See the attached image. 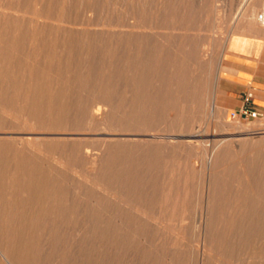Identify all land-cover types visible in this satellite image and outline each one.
Returning a JSON list of instances; mask_svg holds the SVG:
<instances>
[{"label": "rangeland", "instance_id": "374dc122", "mask_svg": "<svg viewBox=\"0 0 264 264\" xmlns=\"http://www.w3.org/2000/svg\"><path fill=\"white\" fill-rule=\"evenodd\" d=\"M253 6L257 14L264 12V0H0V110L11 111H0V221L6 217L11 227L21 220L13 236L24 246L27 261L70 263L76 250L72 253L68 242L78 238L62 223L76 220L79 211L89 219L118 223L104 235V261L110 260L105 264H264V106L250 98L247 107L233 109L236 100L222 88L224 72L233 68L227 59L233 48L256 51L252 43L258 40L264 59V36L243 20ZM40 10L61 20L66 16L60 23L65 28L31 19ZM131 22L136 30L121 34ZM45 83L49 93L39 90ZM96 101L109 111L104 121L92 117ZM25 135L40 141L43 151L30 149ZM88 148L99 153L97 178L125 202L86 183ZM18 160L22 172H13ZM209 172L210 184L203 185ZM18 173L24 184L13 198ZM173 230L186 233L183 242ZM204 241L211 254L207 261Z\"/></svg>", "mask_w": 264, "mask_h": 264}, {"label": "bare ground", "instance_id": "6f19581e", "mask_svg": "<svg viewBox=\"0 0 264 264\" xmlns=\"http://www.w3.org/2000/svg\"><path fill=\"white\" fill-rule=\"evenodd\" d=\"M40 1V0H39ZM161 2V1H160ZM64 4V3H63ZM61 6V5H60ZM252 6V5H251ZM48 7H52V6H48ZM63 7V6H62ZM159 7V6H158ZM45 8V7H44ZM88 8H89V6H88ZM50 9V8H49ZM38 10V9H37ZM51 10V9H50ZM57 10H58V8H57ZM40 11H42L43 13H44V15H42L41 13H33L34 15H30V17L31 16H33L34 18H32L31 17V19H36L37 21H39L40 20V18H45V22H47V24H48V22L49 23H53V24H58V25H60V23H61V21L64 19V17H66V16H64V15H62V20H61V16H57V15H55V16H53L52 14H53V12H52V10H51V13L52 14H50L48 11H46V13L48 12V14H45V12L43 11V10H40ZM62 11V10H61ZM121 11V10H120ZM122 11H123V9H122ZM136 11V10H135ZM258 8L255 6H253L251 9H249V11H247L246 13H245V15H244V21L248 24V25H250L256 32H258L259 34H261V35H263L264 36V12L262 13V14H257L258 12ZM34 12V11H33ZM57 12V11H56ZM55 11H54V13H56ZM58 13V12H57ZM59 13H60V11H59ZM120 13V12H119ZM122 13H124V12H122ZM63 14H64V11H63ZM121 14V13H120ZM128 14V13H127ZM130 14V13H129ZM25 15V14H24ZM58 15H60V14H58ZM66 15H67V13H66ZM69 15V14H68ZM71 15V14H70ZM119 15V14H118ZM124 15V14H123ZM135 15V14H134ZM64 16V17H63ZM68 17V16H67ZM72 18V21H70V23L71 22H73L74 20H73V17L74 16H71ZM88 17H90V16H88ZM126 17V16H125ZM75 18H76V16H75ZM127 18V17H126ZM131 18V17H130ZM136 18V17H135ZM87 19V18H86ZM113 19V18H112ZM44 20V19H43ZM120 20V19H119ZM128 20V18L126 19V21ZM134 20V22L136 23V21H135V19H133ZM138 20V19H137ZM64 21V20H63ZM62 21V22H63ZM67 21H69V18L67 19ZM76 21V20H75ZM78 21V20H77ZM76 21V22H77ZM118 21V20H117ZM125 21V20H124ZM125 21V22H126ZM131 21V20H130ZM129 21V22H130ZM10 22V21H9ZM8 22V23H9ZM32 22H34V21H32ZM36 22V21H35ZM44 22V21H43ZM79 22V21H78ZM82 22V21H81ZM119 22V21H118ZM118 22H117V24H118ZM123 22V21H122ZM122 22H120V23H122ZM134 22H131L129 25H127V27L126 26H124L125 28H127V29H120V33L122 34H126V33H128L130 36H131V34L136 30L135 29V27H136V24L134 23ZM66 23V22H65ZM34 24H36V23H34ZM53 24H52V28L54 29V27H53ZM62 24V23H61ZM64 24V23H63ZM67 24V23H66ZM92 25L93 24V22L92 23H88L87 25ZM96 24V23H95ZM98 24V23H97ZM124 24V23H123ZM137 24H138V22H137ZM7 25V24H6ZM11 25V24H10ZM46 25V24H45ZM71 25L73 26V24L71 23ZM77 25V24H76ZM78 25H80L79 23H78ZM83 25V24H82ZM86 25V26H87ZM31 27H30V30H31V28H32V25H30ZM34 26V25H33ZM42 26V25H41ZM47 26V25H46ZM55 26V25H54ZM61 27H62V25H60ZM72 26H70L69 28H71ZM86 26H85V28H86ZM117 26V25H116ZM48 27H49V25H48ZM64 28H65V26H63ZM62 27V28H63ZM79 27V26H78ZM83 27H84V25H83ZM28 28V27H27ZM37 28V27H36ZM40 28V27H39ZM43 28V27H42ZM41 28V29H42ZM56 28V27H55ZM58 28V27H57ZM66 28H67V26H66ZM69 28H68V30H69ZM74 28H75V26H74ZM73 28V29H74ZM80 28V27H79ZM116 28V27H115ZM118 28H119V26H118ZM137 28V27H136ZM21 29H22V27H21ZM34 29H35V27H34ZM34 29H32V31L34 30ZM41 29H40V31H41ZM47 29V28H46ZM45 28L43 29V30H46ZM73 29H70L71 31L73 30ZM77 29V28H76ZM18 30V29H17ZM35 30H37V29H35ZM55 30V29H54ZM62 30V29H61ZM117 30V29H116ZM29 31V30H28ZM32 31L30 32V33H32ZM38 31V30H37ZM47 31H49V30H47ZM47 31H45V32H43V34H45L46 35V32ZM53 31V30H52ZM58 31H60V30H58ZM57 31V32H58ZM64 31V30H63ZM66 31H67V29H66ZM75 31V30H74ZM86 31V30H85ZM228 31V30H227ZM235 31V30H234ZM2 32V31H1ZM7 32V31H6ZM25 32V31H24ZM39 32V31H38ZM37 32V33H38ZM42 32H40V33H42ZM76 32V31H75ZM74 32V33H75ZM81 32V31H80ZM146 32V31H145ZM26 33V32H25ZM53 33V32H52ZM73 33V34H74ZM230 33V32H229ZM234 33H237V31L236 32H234ZM233 33V34H234ZM13 34V33H12ZM33 34V33H32ZM48 34H49V32H48ZM58 35V38H59V33H57ZM73 34H71L70 33V35H73ZM79 34V33H78ZM116 34V33H115ZM119 34V33H118ZM124 34V35H125ZM136 34V33H135ZM241 34V33H240ZM27 35V34H26ZM39 35V34H38ZM68 35V34H67ZM75 35V34H74ZM230 35V34H229ZM239 35V34H238ZM242 35H245V34H242ZM10 36V35H9ZM8 36V37H9ZM33 36H36V31L34 32V34H33ZM44 36V35H43ZM43 36H37V38L39 37V38H41V37H43ZM47 36V35H46ZM49 36V35H48ZM78 36V35H77ZM102 36V35H101ZM117 36V35H116ZM19 37H20V34H19ZM67 37V36H66ZM72 37V36H71ZM70 37V38H71ZM119 37V36H118ZM117 37V38H118ZM121 37V36H120ZM124 37V36H123ZM133 37V36H132ZM132 37H129V38H132ZM148 37V36H147ZM230 37V36H229ZM228 37V38H229ZM11 38V37H10ZM28 38H30V37H28ZM39 38H38V40H39ZM48 38V37H47ZM57 37L54 39L55 41H56V39H58ZM75 38V37H74ZM126 37H124V39H125ZM128 38V39H129ZM19 39V38H18ZM48 39H51V38H48ZM47 39V40H48ZM71 39H73V38H71ZM76 39V38H75ZM85 39V38H84ZM121 39L123 40V38L121 37ZM37 40V41H38ZM42 40V39H41ZM54 40H53V42H54ZM69 40V39H68ZM119 40V39H118ZM127 40V39H126ZM51 41V40H50ZM70 41V40H69ZM76 41V40H75ZM6 42V41H5ZM32 42V41H31ZM34 42V41H33ZM39 42V41H38ZM71 42V41H70ZM7 43V42H6ZM49 43V42H48ZM75 43V42H74ZM73 43V44H74ZM78 43V42H77ZM125 43V42H124ZM16 44V43H15ZM55 44V43H54ZM72 44V43H71ZM70 44V45H71ZM72 44V45H73ZM123 44V43H122ZM59 45V44H58ZM69 45V44H68ZM119 45V44H118ZM130 45V44H129ZM129 45H128V47H129ZM121 46H124V45H121ZM19 47H20V45H19ZM73 47V46H72ZM125 47V46H124ZM132 47V46H131ZM20 48H22V47H20ZM37 49V48H36ZM122 49V48H121ZM132 49V48H131ZM124 50V49H123ZM10 51V50H9ZM71 51V50H70ZM83 51V50H82ZM125 51H126V49H125ZM130 51V50H129ZM1 52V51H0ZM14 52V51H13ZM41 52V51H40ZM44 52V51H43ZM45 53V52H44ZM76 53V52H75ZM120 53H122V52H120ZM123 53H124V51H123ZM126 54V52L124 53V55ZM132 54V53H131ZM130 54V55H131ZM5 55V54H4ZM54 55H55V53H54ZM54 55H53V57H54ZM45 56V55H44ZM17 57V56H16ZM123 57H125V56H123ZM129 57V56H128ZM133 58V57H132ZM122 59V58H121ZM129 59V58H128ZM14 60V59H13ZM13 60H12V63H13ZM53 60V59H52ZM15 62V61H14ZM54 62V61H53ZM22 63V62H21ZM35 64V63H34ZM53 64H55V63H53ZM13 64H11V66H12ZM16 65V64H15ZM52 65V64H51ZM55 66V65H54ZM77 66V65H76ZM14 67V66H13ZM58 67V66H57ZM120 67V66H119ZM127 67V66H126ZM11 68V67H10ZM9 68V69H10ZM45 68V67H44ZM129 68V67H128ZM55 69V68H54ZM61 69V68H60ZM50 70V69H49ZM8 71V70H7ZM27 71V70H26ZM31 71V70H30ZM54 71V70H53ZM50 72V71H49ZM164 72V71H163ZM12 73H14V72H12ZM33 74V73H32ZM53 74V73H52ZM74 74H76V73H74ZM126 74V73H125ZM15 75V74H14ZM26 75H27V72H26ZM34 75V74H33ZM69 75V74H68ZM78 76V75H77ZM80 76V75H79ZM9 77V76H8ZM12 77V76H11ZM15 76H13L12 78H14ZM47 77V76H46ZM118 78V77H117ZM32 79V78H31ZM65 79V78H64ZM80 79V78H79ZM3 80V79H2ZM9 80H11V79H9ZM18 80V79H17ZM48 80V79H47ZM50 80H51V78H50ZM60 80V79H59ZM85 80V79H84ZM117 80V79H116ZM13 81H15V80H13ZM31 81V80H30ZM40 81V80H39ZM75 81V80H74ZM6 82H8V81H6ZM53 82V81H52ZM71 82V81H70ZM144 82V81H143ZM31 83V82H30ZM56 83V82H55ZM66 83H67V81H66ZM68 83H69V81H68ZM13 84V83H12ZM29 84V83H28ZM43 84V83H42ZM3 85V84H2ZM15 85V84H14ZM21 85H22V83H21ZM30 85H32V83L30 84ZM29 85V86H30ZM71 85V84H70ZM8 86V85H7ZM49 86H50V84H48L47 85V83H45L44 84V86H43V88L41 87V88H39V90H45L46 91V93L48 92L49 93V90H51V89H49ZM52 86V85H51ZM64 86V85H63ZM69 86V85H68ZM4 87H6V85L4 86ZM10 87V86H9ZM59 87V86H58ZM108 87H110V86H108ZM14 88V87H13ZM17 88V87H16ZM30 89H31V86L29 87ZM35 88V87H34ZM1 89V88H0ZM5 89V88H4ZM29 89V90H30ZM12 90V89H11ZM10 90V91H11ZM26 90V89H25ZM32 90V89H31ZM3 92V91H2ZM2 92H1V94H2ZM19 92H20V90H19ZM7 92H5V94H6ZM84 93V92H83ZM20 94V93H19ZM67 94V93H66ZM74 94V93H73ZM27 95V94H26ZM29 95V94H28ZM33 95V94H32ZM47 95V94H46ZM69 95V94H68ZM117 95H119V94H117ZM4 96V95H3ZM6 96V95H5ZM54 96H55V92H54ZM75 96V95H74ZM253 96V95H252ZM2 97V96H1ZM7 97V96H6ZM41 97H43V96H41ZM48 97V96H47ZM91 97V96H90ZM213 97V96H212ZM12 98V97H11ZM14 98V97H13ZM66 98V97H65ZM120 98V97H119ZM15 99V98H14ZM70 99V98H69ZM1 100V99H0ZM9 100V99H8ZM16 100V99H15ZM20 99L18 98V101H19ZM22 100V99H21ZM49 100V99H48ZM63 100V99H62ZM67 100H68V98H67ZM98 100V99H97ZM100 100V99H99ZM98 100V101H99ZM6 102H7V100H5ZM27 102H28V100H26ZM25 101V102H26ZM56 101H58V100H56ZM103 101V100H102ZM3 102H4V100H3ZM10 102H12L13 103V105H14V102H13V100L12 101H10ZM9 102V103H10ZM22 102V101H21ZM21 102L19 103L20 104V106H21ZM51 102V101H50ZM52 102H54L53 100H52ZM95 102V101H94ZM2 103V102H1ZM16 103V102H15ZM40 103V102H39ZM73 103V102H72ZM96 103H97V101H96ZM214 103V102H213ZM18 104V103H17ZM18 104V105H19ZM25 104V103H24ZM43 104H45V103H43ZM43 104H42V107H43ZM16 105V104H15ZM17 105V106H18ZM33 105V104H32ZM108 105V104H107ZM39 106V105H38ZM68 107H69V105H67ZM93 106V105H92ZM212 106V105H211ZM23 107H25V106H23ZM22 107V108H23ZM28 107V106H27ZM40 107V106H39ZM72 106H70V108H71ZM91 107V106H90ZM94 107V106H93ZM17 108V110H19L18 109V107H16ZM21 108V109H22ZM30 108V107H29ZM34 108H36L35 106H34ZM46 108H47V106H46ZM61 108V107H60ZM67 108V107H66ZM69 108V109H70ZM75 108V107H74ZM217 108V107H216ZM5 109V108H4ZM4 109H1V110H3L4 112H8L9 114L11 113V111H9V110H4ZM28 108H26V110H27ZM39 109V108H38ZM57 109V108H56ZM89 109V108H88ZM93 109V108H92ZM91 109V110H92ZM0 110V111H1ZM14 110V109H13ZM12 110V111H13ZM26 110H24L25 112H26ZM42 110H43V108H42ZM48 110V109H47ZM74 110V109H73ZM215 109H213V111H214ZM16 111V110H15ZM23 111V109H22V111H20V112H24ZM40 111H41V108H40ZM39 111V112H40ZM46 111V110H45ZM3 112V113H4ZM14 112V111H13ZM47 112V111H46ZM52 112V111H51ZM50 112V113H51ZM107 112H109V111H107V107H106V104H103V102H99V103H97L96 105H95V110L93 109V112H92V117H93V119H94V121L95 120H97V121H104V119H105V117H106V115H107ZM216 112V111H215ZM35 113V112H34ZM57 113V112H56ZM88 113H89V111H88ZM13 114V113H12ZM17 114V113H16ZM91 114V113H90ZM24 115V114H23ZM26 115H27V113H26ZM37 115V114H36ZM35 115V116H36ZM42 115V114H41ZM89 115V114H88ZM6 116V115H5ZM8 116H10V115H8ZM7 116V117H8ZM14 116H15V114H14ZM34 116V115H33ZM34 116V117H35ZM89 116H91V115H89ZM16 117V116H15ZM18 117V116H17ZM48 117H50V116H48ZM88 117V116H87ZM6 118V117H5ZM42 119V118H41ZM54 119H55V117H54ZM171 119V118H170ZM49 120V119H48ZM15 121V120H14ZM24 122V125H28V122L26 121V120H23ZM75 121V120H74ZM90 121V120H89ZM93 121V120H92ZM91 121V122H92ZM33 122V121H32ZM120 122V121H119ZM101 123V122H100ZM237 124V123H236ZM235 124V125H236ZM50 125V124H49ZM118 125V124H117ZM237 126H238V124H237ZM239 128V127H238ZM248 128V127H247ZM42 129V128H41ZM246 129V128H245ZM90 131H91V129H89ZM103 130V129H102ZM125 130V129H124ZM104 131V130H103ZM246 131H247V129H246ZM38 132V131H37ZM67 132V131H66ZM113 132V131H112ZM14 133H16V132H14ZM24 133H25V131H24ZM40 133V132H39ZM42 133H43V131H42ZM45 133H47V132H45ZM71 132H69V134H70ZM156 133V132H155ZM154 133V134H155ZM158 133V132H157ZM12 134V133H11ZM48 134V133H47ZM52 134V133H51ZM69 134H68V136H69ZM76 134V133H75ZM93 134V133H92ZM91 134V135H92ZM111 134V133H110ZM115 134V133H114ZM142 134H144V133H142ZM148 134V133H147ZM250 134V133H249ZM26 135H28V134H26ZM26 135H25V137H26ZM29 135H35L34 133H29ZM44 135V134H43ZM81 135V134H80ZM83 135H85V134H83ZM107 135V134H106ZM120 135V134H119ZM126 135V134H125ZM156 135H158V134H156ZM29 137V138H27L26 137V139H27V144H28V146H29V148L31 149V148H33V150L35 149L36 151H38V152H42L43 151V148L44 147H42V145H41V142L40 141H38V140H34L32 137ZM64 136V135H63ZM88 136V135H87ZM102 136V135H101ZM118 136V135H117ZM133 136V135H132ZM140 136V135H139ZM143 136H146L145 134L143 135ZM151 136H152V134H151ZM151 136H149V137H151ZM72 137V136H71ZM106 137V136H105ZM130 137V136H129ZM153 138H154V136H153ZM159 138V137H158ZM106 139V138H105ZM130 139V138H129ZM144 139V138H143ZM160 139V138H159ZM163 139V138H162ZM131 140V139H130ZM153 140H155V139H153ZM3 141V140H2ZM91 141V140H90ZM106 141H107V139H106ZM23 142V141H22ZM143 142V141H142ZM93 145V144H92ZM104 144H102L101 145V147L103 146ZM25 146V145H24ZM105 146V145H104ZM220 146H217L216 147V149L215 150H217L218 148H219ZM86 149V148H85ZM101 149H103V148H101ZM101 149H99V150H101ZM14 150V149H13ZM83 151V150H82ZM94 151V150H93ZM201 151V150H200ZM67 152V151H66ZM98 152V151H97ZM101 152V151H100ZM32 153V152H31ZM82 154V153H81ZM102 154V153H101ZM83 155V154H82ZM11 156V155H10ZM101 156V155H100ZM197 156V155H196ZM53 157V156H52ZM51 156H50V158H52ZM57 157V156H56ZM61 157V156H60ZM214 155H212L211 157H210V160H209V164L208 165H210V166H212V164L214 163ZM55 159V158H54ZM53 159V160H54ZM83 159H84V162L83 163H85V166H86V172H85V180H86V183L89 185V186H91V187H96L97 189H99V192L100 191H102V192H104L105 194H108L111 198H113V200H116V201H121V202H125V200H124V198H122V195L120 196V195H118V193L117 192H115V191H113L110 187H109V185H107L106 184V182H104V180L102 179V177H98L97 178V175L98 174H100L99 172H97V170L99 169V167H100V158H99V153H96V152H92V151H89V148L84 152V156H83ZM102 159V158H101ZM61 161L63 160L62 158L60 159ZM66 162V161H65ZM103 162V161H102ZM60 163H63V164H65L64 163V160L62 161V162H60ZM81 163V162H80ZM13 164V163H12ZM24 164V163H23ZM53 164V163H52ZM55 164V163H54ZM57 165V164H56ZM77 165V164H76ZM80 165V164H79ZM13 166V165H12ZM54 166V165H53ZM59 166V165H58ZM57 166V167H58ZM67 166V165H66ZM46 167H47V165H46ZM65 167V166H64ZM73 167H71V169H72ZM77 168V167H76ZM75 168V169H76ZM2 169V168H1ZM13 169H14V167H13ZM55 169V168H54ZM12 170V169H11ZM63 170V169H62ZM65 170V169H64ZM186 170V169H185ZM32 171V170H31ZM42 171V170H41ZM74 171V170H73ZM77 171H78V169H77ZM76 171V172H77ZM99 171H100V169H99ZM13 172H22V169H21V163H20V160H18V161H16V163H15V169H14V171ZM32 173V172H31ZM74 172H72V174H73ZM80 173V172H79ZM15 174V173H14ZM22 174V173H21ZM21 174L20 173H18L17 175H15V177H14V180H13V186H14V188H13V191L11 192V195L13 196V198L15 197H18L19 196V194H20V191L22 190V188H23V179H22V176H21ZM68 174V173H67ZM75 174V173H74ZM73 174V175H74ZM211 174H212V172H209V174L208 175H206L205 176V178H204V183H203V185L205 184V185H209L210 184V178H211ZM34 175V174H33ZM76 176L78 175L77 173L75 174ZM80 175H82L81 173H80ZM41 176H42V174H41ZM10 177H11V174H10ZM51 177H53L52 175H51ZM72 177H74V176H72ZM28 178V177H27ZM54 178V177H53ZM77 178V177H76ZM51 179V178H50ZM79 179H80V177H79ZM70 180V179H69ZM72 180V179H71ZM77 180V179H76ZM186 180V179H185ZM12 181V180H11ZM37 181V176L35 175V176H32V177H30V180H29V184H30V187H31V192L34 190V186L36 185V182ZM50 181V180H49ZM75 181V180H74ZM203 181V180H202ZM67 182V181H66ZM69 183V182H68ZM73 183V182H72ZM75 183V182H74ZM76 184V183H75ZM71 185V184H70ZM26 188V187H25ZM6 189H8V185H7V188ZM115 189V188H114ZM27 190V189H26ZM45 190V189H44ZM5 191V190H4ZM25 191V190H24ZM31 192H29L30 193V195H31ZM97 193V192H96ZM23 194L25 195V193L23 192ZM7 195V194H6ZM23 195V196H24ZM2 197V196H1ZM7 197V196H6ZM85 198V197H84ZM98 199H99V197H98ZM17 203V202H16ZM128 203V202H127ZM11 204V203H10ZM15 204V203H14ZM17 205V204H16ZM128 205V204H127ZM130 205V204H129ZM128 205V206H129ZM135 206H137V205H135ZM7 207V206H6ZM14 208H15V206H13ZM4 208V207H3ZM135 209H136V212L137 213H140L139 215L140 216H142V217H144L145 218V220L146 221H151V223H152V221H154V223L158 226V227H161V228H163L162 227V225H161V223L159 222L160 220H158V219H156V217H155V220H150V219H154L153 218V216H152V214H150L149 212H147L146 210H144V209H142V208H137V207H135ZM134 209V210H135ZM17 210H18V208H17ZM133 210V209H132ZM131 210V211H132ZM18 212V211H17ZM85 212V211H84ZM108 212V211H107ZM74 213V212H73ZM7 216H8V214L7 213H5ZM84 213L83 212H79V211H76V213H75V215H76V220H74V218L72 219H70L68 222H66V223H62V229H64L65 231H66V233L68 232V229H69V231H70V233L69 234H71V235H75L76 236V242H74V241H72V243H69L68 242V246H69V244H70V249H71V252H72V250H76V252H78V257H77V254H76V252H74V254H71V255H73V257H69V258H71V261H70V263L68 262V264H105V262L106 261H104V249L106 248H104V246L106 245V244H104L105 243V240H104V235H105V232L106 231H111V229L113 228V226L115 225V224H118L117 223V221H114L113 220V222L112 223H108L107 222V224L103 221V220H99V219H89V217H87V215H83ZM4 215V214H3ZM155 215V214H154ZM33 217V216H32ZM31 217V218H32ZM78 217V218H77ZM6 218V217H5ZM5 218H4V220H5ZM103 218V217H102ZM3 219V218H2ZM34 219V218H33ZM4 220L3 221H0V264H31L29 261H27V258H26V255H25V252H24V246L22 247L21 245H20V243L16 240V238H15V236L17 235H15V236H13V231H14V233H16V231H20L21 230V220L20 221H15L14 223L12 222V226L9 228V227H7L6 226V223L8 222V220L9 219H6L7 220V222H4ZM15 220V219H14ZM35 220V219H34ZM37 220H39V219H37ZM10 221V220H9ZM60 221V220H59ZM73 221H75V224L73 225V227H71L69 224H71ZM136 221V220H135ZM39 222V221H38ZM71 222V223H70ZM9 223V222H8ZM129 223V222H128ZM136 223V222H135ZM34 224V223H33ZM137 224V223H136ZM149 224V223H148ZM9 225V224H8ZM11 225V224H10ZM41 225V224H40ZM61 225V224H60ZM155 225V226H156ZM26 226V225H25ZM43 226H44V224H43ZM49 226V225H48ZM47 226V228H50V227H48ZM52 226V225H51ZM58 226V225H57ZM169 226V225H168ZM40 227V226H39ZM133 227V226H132ZM38 228V227H37ZM41 228H42V226H41ZM40 228V229H41ZM59 228V227H58ZM57 228V229H58ZM134 228V227H133ZM173 228V227H172ZM10 229H12V230H10ZM43 229H45V228H43ZM56 229V230H57ZM61 229V228H60ZM167 229V228H166ZM27 230V229H26ZM42 230V229H41ZM41 230H40V232H41ZM47 230V229H46ZM45 230V231H46ZM139 230V229H138ZM168 230V229H167ZM28 231V230H27ZM49 230H47V232H48ZM52 231V230H51ZM205 231H206V227H205ZM38 232H39V230H38ZM37 233V232H36ZM56 233H58V232H56ZM56 233H55V235H56ZM66 233H65V238L67 239V237H66ZM141 233V232H140ZM172 233H173V236H175L177 239H179L180 241H182L183 242V240L186 238V233L183 231V230H173L172 231ZM206 233V232H205ZM43 234V233H42ZM69 234H67L69 237H70V235ZM137 234H139V233H137ZM145 234V233H144ZM22 235V234H21ZM33 235V234H32ZM49 235H50V233H49ZM54 235V236H55ZM63 235V234H62ZM141 235V234H140ZM203 236V235H202ZM27 237V236H26ZM40 237V236H39ZM50 238H51V236H49ZM68 237V238H69ZM146 237V236H145ZM200 237V236H199ZM25 238V237H24ZM31 238H32V236H31ZM36 238V237H35ZM34 238V239H35ZM64 238V237H63ZM71 238V237H70ZM73 238V237H72ZM116 238V237H115ZM18 239V238H17ZM107 239V238H106ZM168 239V238H167ZM188 239V238H187ZM70 240V239H69ZM150 240V239H149ZM36 241V240H35ZM117 241H119V240H117ZM31 242V241H30ZM37 242V241H36ZM62 242V241H61ZM66 242V241H65ZM186 242V241H185ZM118 243V242H117ZM116 243V244H117ZM178 243V242H177ZM204 243H205V241H204ZM31 244H32V242H31ZM61 244V243H60ZM119 244V243H118ZM167 244V243H166ZM30 245V244H29ZM37 245V244H36ZM65 245V244H64ZM184 245V244H183ZM195 245V244H194ZM204 245V244H203ZM205 245H206V243H205ZM262 245V244H261ZM62 246V245H61ZM67 246V247H68ZM106 246H108V245H106ZM127 246V245H126ZM191 246V245H190ZM29 247V246H28ZM31 247V246H30ZM64 247V246H63ZM62 247V248H63ZM73 247H75V249L73 248ZM113 247H115V245L113 246ZM117 247V246H116ZM206 247H207V245L205 246V248H204V250H203V253H202V257H203V259L204 258H206V257H210L211 256V254L209 253V249H208V247H207V250H206ZM254 247V246H253ZM35 248V247H34ZM68 248V249H69ZM111 248V247H110ZM24 249V250H23ZM29 249V248H28ZM27 249V250H28ZM58 249V248H57ZM61 249V248H60ZM195 249V248H194ZM33 250V249H32ZM67 250V249H66ZM197 250V249H196ZM202 250V249H201ZM35 251V250H34ZM62 250H60V252H61ZM68 252H69V250H68ZM111 252H113V250L111 251ZM32 253H34V252H32ZM39 253V252H38ZM58 253V252H57ZM73 253V252H72ZM109 253V252H108ZM129 253V252H128ZM29 254V253H28ZM27 254V255H28ZM76 254V255H75ZM213 254V253H212ZM215 254V253H214ZM134 255H136V254H134ZM106 256H107V254H106ZM131 256V255H130ZM213 256H216V255H213ZM32 257V256H31ZM34 257V256H33ZM41 257V256H40ZM107 257H110L109 255L107 256ZM106 257V258H107ZM115 257V256H114ZM117 257V256H116ZM201 257V258H202ZM56 258V257H55ZM54 258V259H55ZM61 258V257H60ZM145 258V257H144ZM196 258V257H195ZM215 258V257H214ZM218 258V260H219V256L217 257ZM58 259H59V256H58ZM109 259V258H108ZM107 259V260H108ZM114 259V258H113ZM119 259V258H118ZM168 259V258H167ZM35 260V259H34ZM56 260V259H55ZM65 260V259H64ZM67 260V259H66ZM163 260V259H162ZM204 260H206V259H204ZM203 260V261H204ZM109 262H110V260H108ZM108 261L106 262V263H108ZM115 261V260H114ZM114 261H112L111 260V263H113L114 264ZM116 261H118V260H116ZM136 261V260H135ZM144 261H146V260H144ZM202 261V262H203ZM207 261V260H206ZM211 261V260H210ZM66 262V261H65ZM198 262V261H197ZM205 262V261H204ZM38 262H36V264H37ZM64 263V262H63ZM213 263V262H212ZM47 264V263H46ZM66 264H67V262H66ZM138 264V263H137ZM149 264V263H148ZM216 264H218V263H216ZM249 264H257V263H249Z\"/></svg>", "mask_w": 264, "mask_h": 264}, {"label": "crops", "instance_id": "0c3cea01", "mask_svg": "<svg viewBox=\"0 0 264 264\" xmlns=\"http://www.w3.org/2000/svg\"><path fill=\"white\" fill-rule=\"evenodd\" d=\"M253 38L259 37L254 36ZM256 41L252 43L256 51L247 52L235 47L227 55L233 68L224 72L223 79L226 82L222 88L226 96L236 100L232 106L233 109L245 108L250 104L247 98H243V95L248 92H252L251 98L254 103L264 106V59L260 54L261 44L258 40ZM216 95L218 96V92Z\"/></svg>", "mask_w": 264, "mask_h": 264}, {"label": "built area", "instance_id": "2783aa9c", "mask_svg": "<svg viewBox=\"0 0 264 264\" xmlns=\"http://www.w3.org/2000/svg\"><path fill=\"white\" fill-rule=\"evenodd\" d=\"M251 96H252V92H248L246 98H247L248 100H250ZM245 111H247V110H245ZM249 111H250V110H249Z\"/></svg>", "mask_w": 264, "mask_h": 264}]
</instances>
